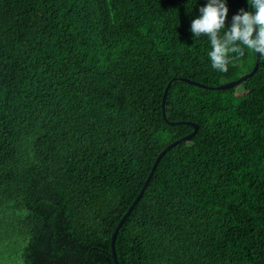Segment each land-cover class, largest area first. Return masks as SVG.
Segmentation results:
<instances>
[{
    "label": "trees",
    "instance_id": "trees-1",
    "mask_svg": "<svg viewBox=\"0 0 264 264\" xmlns=\"http://www.w3.org/2000/svg\"><path fill=\"white\" fill-rule=\"evenodd\" d=\"M206 3L0 0V264H113L188 123L117 263L264 264V57L162 114L253 68L212 69Z\"/></svg>",
    "mask_w": 264,
    "mask_h": 264
},
{
    "label": "clouds",
    "instance_id": "clouds-1",
    "mask_svg": "<svg viewBox=\"0 0 264 264\" xmlns=\"http://www.w3.org/2000/svg\"><path fill=\"white\" fill-rule=\"evenodd\" d=\"M248 4L253 11L241 9L232 17L230 28H226V0H207L199 18L191 22L193 37L204 35L210 41L213 70L227 73L230 63L248 53L264 57V0H248Z\"/></svg>",
    "mask_w": 264,
    "mask_h": 264
},
{
    "label": "water",
    "instance_id": "water-1",
    "mask_svg": "<svg viewBox=\"0 0 264 264\" xmlns=\"http://www.w3.org/2000/svg\"><path fill=\"white\" fill-rule=\"evenodd\" d=\"M249 11H253V9H252V7L250 5H249ZM260 60H261V56H259L258 54H255L254 65H253L252 70L249 73H247L245 75H242L241 77H239L238 79H236L234 81L224 83V84H222V85H220L218 87H215V88L206 87V86H204L202 84H199V83H196V82L184 79V78H174V79H172V81H170L167 84V86L165 87L164 94H163V97H162L161 108H162L163 117L165 118V111H164V109H165V100H166V96H167L168 89L170 87L171 82H173V81H181V82H185V83L194 85V86L199 87V88L210 89V90H214V89L215 90H222V91L232 90L235 87H238L242 82H244L247 78L251 77L255 73V71L257 70V68H258V66L260 64ZM172 124H177V123H172ZM188 125L193 127V132L191 134H189L187 136H184V137H181L180 139H178V140L174 141L173 143L167 145L158 154V156L156 157L155 161L153 162V164L151 166L150 172H149L146 180L144 181L143 186L140 189L137 197L135 198V200L133 201V203L131 204V206L127 210V212L122 216V218L120 219L119 223L117 224V226L115 227L114 231L112 232V235H111V238H110V249H111V259L113 261V264H118L117 260H116V256H115V251H114V242H115V239H116V236H117V233H118L119 229L121 228V226L126 221V219L129 217L130 213L132 212V210L134 209L136 204L139 202V200L143 196L144 191L147 188V186H148V184L150 182V179H151V177L153 175V172H154V170H155L160 158L164 155V153H166L168 150L173 148L175 145L191 139V137H193L195 135V133L197 131V126L195 124H192V123H188Z\"/></svg>",
    "mask_w": 264,
    "mask_h": 264
},
{
    "label": "rangeland",
    "instance_id": "rangeland-1",
    "mask_svg": "<svg viewBox=\"0 0 264 264\" xmlns=\"http://www.w3.org/2000/svg\"><path fill=\"white\" fill-rule=\"evenodd\" d=\"M235 93V92H234ZM237 94H239V93H237Z\"/></svg>",
    "mask_w": 264,
    "mask_h": 264
}]
</instances>
